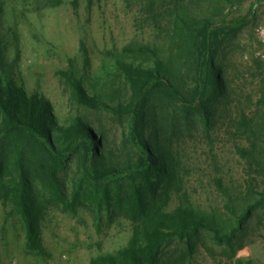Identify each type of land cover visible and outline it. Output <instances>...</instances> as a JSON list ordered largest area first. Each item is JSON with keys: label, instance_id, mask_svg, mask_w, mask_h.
<instances>
[{"label": "rangeland", "instance_id": "374dc122", "mask_svg": "<svg viewBox=\"0 0 264 264\" xmlns=\"http://www.w3.org/2000/svg\"><path fill=\"white\" fill-rule=\"evenodd\" d=\"M0 12L1 77L50 99L59 125L82 118L107 147L120 151L119 161L137 158L131 143L123 141L130 117L112 111L131 94L119 69L121 62L132 60L126 48L149 45L173 71L178 88L191 93L199 83L204 88L210 83L202 72L204 55L194 45L202 44V29L191 34L176 14L225 23L230 33L214 58L222 84L217 93L206 89L211 131L205 130L198 112L186 118L183 107L161 91L148 106L146 135H156L174 164L157 205L169 213L190 209L212 228L194 240L191 253L185 242L170 239L161 264H264V205L238 232L234 247L213 240L214 229L227 231L235 225L232 207L240 212L264 192V58L259 55L264 39L258 34L264 26V0H0ZM145 64L151 63L147 59ZM66 73L108 107L79 102ZM57 140L67 157L57 175L60 196L49 186L48 160L40 145L20 132L2 138L10 166L0 180V264H90L101 254L124 249L132 238L133 224L123 210L99 219L87 207L70 209L86 152L74 139ZM244 148L252 156H244ZM23 175L29 178L28 199L45 254L26 247V227L14 208L10 186L17 187ZM129 190L128 179L112 184L115 196Z\"/></svg>", "mask_w": 264, "mask_h": 264}, {"label": "trees", "instance_id": "16d2710c", "mask_svg": "<svg viewBox=\"0 0 264 264\" xmlns=\"http://www.w3.org/2000/svg\"><path fill=\"white\" fill-rule=\"evenodd\" d=\"M176 21L185 25L191 34L202 29V44L194 45L204 55L202 72L205 76L208 74L209 87L204 88L199 83L194 92H182L171 76L173 71L165 68L156 50L149 45L128 46L126 49L131 52L129 57L132 60L121 62L119 69L130 85L131 94L126 103L112 106V111L121 117H130L129 132L124 134L123 141L130 142L136 150L135 160L128 158L119 161L120 151L107 147L103 136L97 135L94 128L82 118L59 125L50 99L38 93L29 94L24 84L0 75V180L10 166L8 155L2 148V138L7 133L20 132L45 151L49 186L51 189L56 188L60 196L57 175L65 166L67 157L57 137L59 140L74 139L79 142L78 148L84 146L86 156L80 163L78 178L71 192L68 203L70 209L87 207L99 219H102L104 213L110 214L120 209L132 221L133 235L128 246L117 253L101 254L93 258L90 264H161L163 249L170 239L177 238L185 242L191 253L195 249L194 240L202 231L212 229L204 222V218H196L190 209L180 207L169 213L157 205L164 183L174 173V164L161 148L156 135H146L148 106L153 95L161 91L183 107L186 118L198 112L205 130L210 132L213 111L206 100V89L217 93L218 86L222 84L221 73L214 64V58L230 30L225 23L221 24L212 18H196L184 12H177ZM244 24L245 21L241 25ZM147 59L151 64H145ZM65 75L72 82L79 102L97 109L108 107L101 104L98 96L90 95L79 79L67 73ZM240 152L246 157L252 156V150L244 148ZM126 179L130 182V190L115 196L112 193L113 182ZM28 183L29 178L23 175L17 187L10 186L14 193V208L26 227V247L45 254L37 214L28 199ZM262 205L264 192L248 200L240 212L232 207L235 225L227 231L214 229V242L234 247L238 232L244 229ZM237 264H244L243 260Z\"/></svg>", "mask_w": 264, "mask_h": 264}, {"label": "built area", "instance_id": "2783aa9c", "mask_svg": "<svg viewBox=\"0 0 264 264\" xmlns=\"http://www.w3.org/2000/svg\"><path fill=\"white\" fill-rule=\"evenodd\" d=\"M258 34L264 39V26L258 27ZM259 55L264 58V52H259Z\"/></svg>", "mask_w": 264, "mask_h": 264}]
</instances>
